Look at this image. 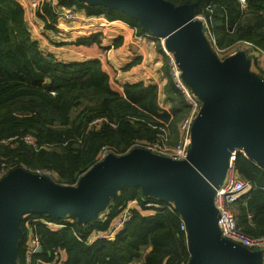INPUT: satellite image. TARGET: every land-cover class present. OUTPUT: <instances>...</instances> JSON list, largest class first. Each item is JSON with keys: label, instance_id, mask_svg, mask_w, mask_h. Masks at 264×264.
<instances>
[{"label": "trees", "instance_id": "1", "mask_svg": "<svg viewBox=\"0 0 264 264\" xmlns=\"http://www.w3.org/2000/svg\"><path fill=\"white\" fill-rule=\"evenodd\" d=\"M167 1L194 4L195 15L205 18L219 49L248 42L264 58V0H246L244 8L237 0ZM28 7L51 30L58 26L61 11H71L77 17L82 13L122 21L136 36L147 33L137 18L103 4L0 0V166L49 170L55 182L74 184L98 160L103 148L125 153L133 144L156 140L161 129L168 130L170 142L177 139V123L188 106L173 85L160 46L166 77L162 94L175 95L170 110L160 108L156 84H119L106 55L109 47L101 45L102 31L81 33L71 42L88 57L84 61L62 62L42 53L29 30ZM120 43L121 37L113 41L114 46ZM26 136L34 145L24 140ZM233 163L239 177L251 186L234 203L238 226L247 235L264 236V170L240 151ZM132 200L137 203L113 239L96 237L87 243L94 234L108 233ZM68 219L48 212L25 213L16 264H186L189 259L178 211L167 199L146 195L139 186L118 189L94 219ZM31 234L38 237L41 251L27 256L33 247Z\"/></svg>", "mask_w": 264, "mask_h": 264}, {"label": "water", "instance_id": "2", "mask_svg": "<svg viewBox=\"0 0 264 264\" xmlns=\"http://www.w3.org/2000/svg\"><path fill=\"white\" fill-rule=\"evenodd\" d=\"M103 4L137 18L165 37L193 93L202 101L185 160L135 148L108 154L79 176L76 186L16 166L0 178V264H16L20 222L29 212H66L86 222L96 218L123 186H139L172 202L186 225V264H260L258 254L219 234L212 203L232 152L264 170V81L248 71L239 52L217 61L194 4L167 0H79ZM235 155V154H234ZM39 246L36 252H40Z\"/></svg>", "mask_w": 264, "mask_h": 264}, {"label": "built area", "instance_id": "3", "mask_svg": "<svg viewBox=\"0 0 264 264\" xmlns=\"http://www.w3.org/2000/svg\"><path fill=\"white\" fill-rule=\"evenodd\" d=\"M237 1L242 8L246 6V0H237ZM60 15L66 18H72L75 16V13L71 11H61ZM198 16L199 15H197V17ZM199 17L203 19V22L205 24V35L207 36V39L213 51L219 54L220 52L226 50L227 48L219 49L216 46L215 40L207 25V21L203 16H199ZM144 36L151 37L148 33H145ZM151 39L154 40L153 37H151ZM157 39H158L157 43L159 44L161 50L164 52V54L167 57L168 72L173 82V85L184 98L188 106V110L183 114V116L177 123L178 136L174 142L169 141L170 134L168 130L161 129V132L158 134V138L156 140L133 144L126 150L125 153H128L132 149L139 148V149H145L155 155L163 156L173 160H185L191 148L192 127L196 119V116L199 113V110L202 106V101L195 93H193L192 89L190 88L186 78L183 75L182 68L179 66L177 59L173 54L172 49L166 43L165 37L160 35L157 37ZM243 43L249 44L248 42H243ZM95 121H98V119H95ZM24 140L29 141L32 145H34L33 141L28 136L24 137ZM237 151L243 153L242 149L241 150L238 149ZM110 153L114 155L124 154V153H115L111 149L103 148L96 162L103 160L105 156ZM235 153L236 151L231 153L226 175L222 183L215 190L212 199V203L218 214L217 226H218L219 234L222 238L232 243L238 244L250 252H254L258 254L260 264H264V236L255 237V236L247 235L240 229L236 219V211L234 209V203L242 195H244L250 189L251 186L250 183L240 178L239 175L237 174V171L233 163ZM8 170L10 169H7L5 164L2 163L0 166V178L4 176L8 172ZM31 172L36 174H42L51 178L49 170L44 172L40 170L31 171ZM132 203L134 204L136 203V201L132 200ZM170 203L172 207H174L173 203L172 202ZM146 205H150V203H147ZM130 208H131L130 203H128L126 207L123 210H121L115 222L110 226V231L108 233L94 234L89 238L87 243L93 241L96 237H105L107 239L113 237L118 230L124 227V224L130 215ZM179 216L181 219L180 228L186 234V225L180 214ZM30 240L33 243V247L30 249L29 253L32 254L33 252L37 251L39 247V241H38V237L32 234Z\"/></svg>", "mask_w": 264, "mask_h": 264}, {"label": "crops", "instance_id": "4", "mask_svg": "<svg viewBox=\"0 0 264 264\" xmlns=\"http://www.w3.org/2000/svg\"><path fill=\"white\" fill-rule=\"evenodd\" d=\"M51 1L53 4L57 2V0ZM27 12L30 14L28 19L30 22L29 30L32 37L38 41L40 50L46 55L56 56L58 61L86 60L88 57L76 50L71 42L81 33H83L82 36H86L95 30L102 31L101 45L109 47L106 55L110 64L116 69V79L119 84L137 81H142L146 85L156 84L159 90L160 108L170 110L175 95L166 96V94H162L166 82V77L161 69L163 55L154 48V42L151 38L144 35L136 36L134 29L122 21H107L102 17L92 19L82 13L78 17L75 15L70 20L59 15L61 20L58 22V26L55 30H51L44 28L43 22L31 13L30 8L29 11L26 8V18ZM118 37H121V43L114 46L113 41ZM135 58H139L138 62L129 69L122 70V67ZM113 238L114 236L110 239Z\"/></svg>", "mask_w": 264, "mask_h": 264}, {"label": "rangeland", "instance_id": "5", "mask_svg": "<svg viewBox=\"0 0 264 264\" xmlns=\"http://www.w3.org/2000/svg\"><path fill=\"white\" fill-rule=\"evenodd\" d=\"M199 16L197 17V15H194L193 17H194L195 20H198L200 22L202 30H203V32L205 34V24L203 22V19L201 17H199ZM90 18L96 19L97 17H95V18L94 17H90ZM150 29H152V28H150ZM150 29L147 30V33L151 37H153L155 43L157 44V46L154 47V48H156L158 50L159 44L157 43V40H158L157 37L160 36V34H158L157 32H155L153 30H150ZM147 37H149V36H147ZM151 37H149V38H151ZM242 43H238L235 46H231L230 48L224 50L223 52H220L219 54L214 52L217 61L219 63H221V64H224V62H226V60L228 58H231V57H233V55L241 52V53L244 54L245 60L247 62L248 71L253 72L258 78H260L262 81H264V58L259 53L255 52L252 49L253 47L251 45H249V44L245 45V44H242ZM51 56H53V55H51ZM54 58L57 59L56 56ZM89 169H90V167L88 169H86L85 172H87ZM68 185L76 186L77 184L74 183V184H68ZM148 195L149 196H153V197H159V195H157L154 192H152V193H150ZM129 203H130V206L132 207L137 202L133 204L132 201H130ZM49 215H52L54 217H59L60 216L61 218H64L65 220H69L68 219L69 217L74 216L72 213L69 214V213H66V212H52V213H49ZM50 224H55V223L50 222ZM55 226L58 227V226H61V225L60 224H55ZM30 255H31V253L27 254V256H30Z\"/></svg>", "mask_w": 264, "mask_h": 264}]
</instances>
